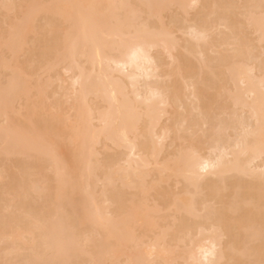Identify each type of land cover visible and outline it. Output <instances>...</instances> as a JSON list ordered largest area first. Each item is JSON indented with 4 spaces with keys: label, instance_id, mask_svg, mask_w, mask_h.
Wrapping results in <instances>:
<instances>
[{
    "label": "bare ground",
    "instance_id": "bare-ground-1",
    "mask_svg": "<svg viewBox=\"0 0 264 264\" xmlns=\"http://www.w3.org/2000/svg\"><path fill=\"white\" fill-rule=\"evenodd\" d=\"M0 264H264V0H0Z\"/></svg>",
    "mask_w": 264,
    "mask_h": 264
}]
</instances>
